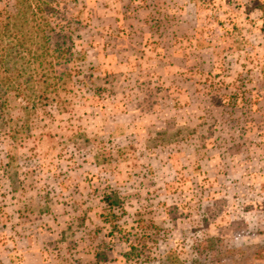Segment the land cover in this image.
<instances>
[{
  "label": "rangeland",
  "instance_id": "1",
  "mask_svg": "<svg viewBox=\"0 0 264 264\" xmlns=\"http://www.w3.org/2000/svg\"><path fill=\"white\" fill-rule=\"evenodd\" d=\"M22 3L80 75L22 147L0 126V264H264V0H0V21Z\"/></svg>",
  "mask_w": 264,
  "mask_h": 264
},
{
  "label": "trees",
  "instance_id": "2",
  "mask_svg": "<svg viewBox=\"0 0 264 264\" xmlns=\"http://www.w3.org/2000/svg\"><path fill=\"white\" fill-rule=\"evenodd\" d=\"M43 13L40 4L22 3L0 21V126L7 128L14 148L33 131L48 128L47 122L53 125L56 114L72 112L67 97L77 92L74 78L80 74L64 67L72 61L74 46ZM109 199L111 208L118 203Z\"/></svg>",
  "mask_w": 264,
  "mask_h": 264
}]
</instances>
